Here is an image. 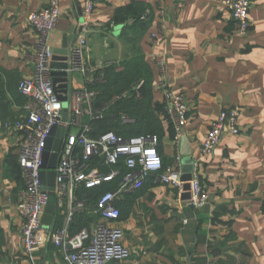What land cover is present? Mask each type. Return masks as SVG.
Instances as JSON below:
<instances>
[{"label":"crops","instance_id":"0c3cea01","mask_svg":"<svg viewBox=\"0 0 264 264\" xmlns=\"http://www.w3.org/2000/svg\"><path fill=\"white\" fill-rule=\"evenodd\" d=\"M223 1L99 0L87 19L82 0L61 2L57 28L49 36L53 50L66 46L70 58L83 34L97 71L140 58L152 71L157 105L163 97L155 90L162 78L156 61H166L165 85L185 97L189 115L178 146L174 126L161 115V158L166 166L177 153L185 166L198 161L208 196L196 208L176 188L147 177L117 202L121 217L114 226L131 255L112 264H264V0H252L251 27L244 36ZM47 6L48 0H0V264H67L65 249L50 241L32 257L25 255L18 209L25 187L20 138L4 126L24 115L26 98L19 87L34 71L39 37L28 17ZM130 6L133 15L151 14L115 24L116 11ZM68 88L70 93L85 88L84 77L69 72ZM234 109L239 133L223 134L204 157L202 144L212 124L222 111ZM79 218L71 235L81 227ZM64 225L55 204L50 227Z\"/></svg>","mask_w":264,"mask_h":264},{"label":"built area","instance_id":"2783aa9c","mask_svg":"<svg viewBox=\"0 0 264 264\" xmlns=\"http://www.w3.org/2000/svg\"><path fill=\"white\" fill-rule=\"evenodd\" d=\"M99 0H82L84 16L92 15ZM62 0H48L43 10L32 12L29 24L38 33L37 50L32 75L24 78L19 92L26 98L24 115L17 121L5 123V128L19 135L18 163L23 174L25 187L20 193L18 209L24 220L22 238L24 252L32 257L50 241L66 251L67 264H112L128 259L131 252L121 243L122 232L115 227L121 217L117 206L124 195L133 193L149 176L157 182L172 186L183 196L185 183L182 181L184 167L182 156L177 153L173 165L164 166L160 152V138L156 134L123 138L114 132H107L93 137L92 122L103 119V112L96 110L93 100L98 94L89 85L104 82V75L97 76L88 51L87 37L81 34L73 47L68 72H78L85 80V88L75 92L68 91L67 118H64L65 106L55 91L51 67L54 56L49 44V36L57 28L61 15ZM162 4L163 0H158ZM223 4L237 24V33L246 35L251 27L250 9L252 0H224ZM151 14L148 10L141 16L146 20ZM133 21V20H131ZM153 39H157L153 35ZM162 76L155 90L163 97L164 116L175 128V143L179 144L183 130L188 125L189 105L182 94L174 93L165 85L167 63L163 58L156 61ZM110 65H118L111 63ZM122 67L119 66V69ZM143 81L132 87L137 97ZM129 92L114 98V101L126 98ZM123 124L134 123L124 113L119 114ZM55 129L54 135L52 130ZM239 111H222L208 131L203 144L202 155L210 156L225 133H239ZM61 140L55 178V204L65 216L62 228H51L43 223L45 209L50 203V192L43 185L42 172H49L44 167V156L49 151L47 160L55 154V144ZM51 140L50 150H46ZM189 182L191 199L189 205L201 207L208 200L207 193L200 182V163L191 164ZM93 204H89L88 195H80L89 190L104 187ZM91 214L92 223L83 227L74 235L70 228L79 214Z\"/></svg>","mask_w":264,"mask_h":264},{"label":"trees","instance_id":"16d2710c","mask_svg":"<svg viewBox=\"0 0 264 264\" xmlns=\"http://www.w3.org/2000/svg\"><path fill=\"white\" fill-rule=\"evenodd\" d=\"M132 9H134L133 6L117 10L113 22L124 24L131 20L139 21L143 14L133 15ZM120 66H122L121 69H119V65H109L102 71H98L97 76L104 75V82L88 86V88L98 92L93 100V105L96 110L103 112L104 115L103 119L92 122V136L98 137L107 132H114L128 139L135 136L156 134L161 141L163 133L160 117L165 112L162 104L154 103L152 71L145 62L140 61V58L120 63ZM141 81H143V85L140 87L141 97L138 98L136 93L132 91V87ZM125 92H129L126 98L114 101L115 97L121 96ZM120 113L128 115L134 120V123L123 124L119 116ZM164 117L173 129L172 122L167 116ZM175 135L174 129V137ZM158 150L160 152V146ZM164 166L166 167V165ZM109 189L110 187L107 186L98 190H89L80 195H88L89 204H93L102 192ZM79 216L78 221L81 227L78 230L90 226L94 220L90 217L92 215L87 214V212L79 214Z\"/></svg>","mask_w":264,"mask_h":264},{"label":"water","instance_id":"95a60500","mask_svg":"<svg viewBox=\"0 0 264 264\" xmlns=\"http://www.w3.org/2000/svg\"><path fill=\"white\" fill-rule=\"evenodd\" d=\"M54 56L52 59L51 67L53 69L52 76H53V83L55 86V91L59 95V98L61 101L64 102L65 106V114L64 118H67V106H68V96H62L61 93L67 94L69 91V51L66 50V46H64V49L61 50H53ZM58 62H61L59 64ZM55 129L52 130V135H54ZM61 140H57L54 150L55 154L52 156L51 161L48 162L47 157L49 151H46L45 156H44V167L49 168V172H42L41 173V179L43 185L48 188V191L50 192V203L45 209V214L43 216V223L45 225H50L53 220V215L55 213V197H54V191H55V167L58 159V154L60 148H61ZM51 147V140H48L46 150H50ZM184 176L182 177V181L185 183L184 190L186 193L183 194V199L184 200H190L191 195L189 193L190 186L189 182L191 180V171L192 168L191 166H185L184 167Z\"/></svg>","mask_w":264,"mask_h":264}]
</instances>
